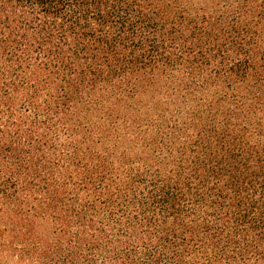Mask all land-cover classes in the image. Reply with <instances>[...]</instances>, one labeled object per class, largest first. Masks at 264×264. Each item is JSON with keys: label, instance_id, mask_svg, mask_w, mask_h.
<instances>
[{"label": "trees", "instance_id": "obj_1", "mask_svg": "<svg viewBox=\"0 0 264 264\" xmlns=\"http://www.w3.org/2000/svg\"><path fill=\"white\" fill-rule=\"evenodd\" d=\"M0 264H264V0H0Z\"/></svg>", "mask_w": 264, "mask_h": 264}]
</instances>
